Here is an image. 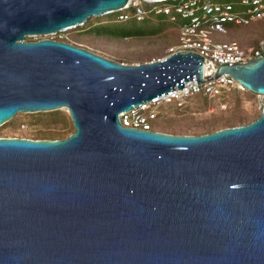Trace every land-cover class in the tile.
<instances>
[{
    "label": "water",
    "instance_id": "1",
    "mask_svg": "<svg viewBox=\"0 0 264 264\" xmlns=\"http://www.w3.org/2000/svg\"><path fill=\"white\" fill-rule=\"evenodd\" d=\"M127 2L0 0V127L66 110L73 128L0 138V264H264V105L245 125L201 135L122 127L121 112L202 83L201 57L128 65L24 41ZM223 74L264 97V58Z\"/></svg>",
    "mask_w": 264,
    "mask_h": 264
},
{
    "label": "built area",
    "instance_id": "2",
    "mask_svg": "<svg viewBox=\"0 0 264 264\" xmlns=\"http://www.w3.org/2000/svg\"><path fill=\"white\" fill-rule=\"evenodd\" d=\"M167 1L128 0L115 13L119 21H142L148 14H153L164 15L170 22L177 23V42L159 60L175 53H195L203 62V82L187 81L182 89L168 91L166 95L162 94L130 111L121 112L118 121L122 127L153 131L151 123L159 118L162 105L174 103L181 107L194 95L212 99L235 90L246 91L227 74L216 77L218 67L245 64L259 56L264 58V40L253 46L242 47L235 42L215 43L209 38L211 32L226 34L225 26L229 24L248 26L264 20V0H237L229 3L219 0H172L177 3L166 4Z\"/></svg>",
    "mask_w": 264,
    "mask_h": 264
},
{
    "label": "rangeland",
    "instance_id": "3",
    "mask_svg": "<svg viewBox=\"0 0 264 264\" xmlns=\"http://www.w3.org/2000/svg\"><path fill=\"white\" fill-rule=\"evenodd\" d=\"M112 14L115 15L117 13ZM105 21H107V15L87 20L92 25H99L105 23ZM87 22L75 29L49 36L25 38L24 41L30 42L40 39L62 41L86 49L104 58L128 65L159 60L166 55L168 48L176 42V35L171 31H167L164 35L158 37L123 40L106 36L95 37L81 34V31L88 29V26L84 27ZM143 24L131 21L130 26L137 29ZM209 38L215 43L235 42L242 47L253 46L264 38V20L250 24L247 27L230 29L226 34L211 32ZM209 101L211 102L206 109H200L199 106H192L193 103L187 100L183 106H187L190 109L179 113H176L177 110L174 104L162 105L160 112L166 116L159 117L156 121H153L151 123L152 130H162L167 134L173 135H201L209 132L215 125L220 126L224 121L240 124L236 120L239 116H245L241 121L249 123L259 116L262 108L260 106L264 102V97L255 95V97L250 98L245 91H239L234 96L227 94L223 98ZM60 111L67 115L66 110ZM31 115L34 114H17L2 125L0 127V138L41 139L47 138L51 134L57 136L58 133L63 135V137L67 136V129L63 130L61 128V122L48 124L47 121L49 119L46 115L41 116L39 119L31 117ZM22 126H25V128H22Z\"/></svg>",
    "mask_w": 264,
    "mask_h": 264
},
{
    "label": "trees",
    "instance_id": "4",
    "mask_svg": "<svg viewBox=\"0 0 264 264\" xmlns=\"http://www.w3.org/2000/svg\"><path fill=\"white\" fill-rule=\"evenodd\" d=\"M219 1L229 3V2H236L237 0H219ZM171 3H177V1L169 0V1H167L166 4H171ZM131 21H134L137 23L140 22L141 24H143V23L144 24L141 27L135 29V28L130 26ZM86 26H88V29L81 31L82 32L81 34L92 35L95 37L106 36L109 38L119 39V40L146 38V37H158V36L164 35L167 31H171L176 35V42H177V23L170 22L168 17H166L164 15L148 14L144 18V20H142V21H135V19H127L125 21H119L117 19V14H115V15L109 14V15H107V21H105V23H102L99 25L98 24L92 25L91 22H87V24L84 27H86ZM225 27H226L227 33H228L230 31V29L233 30V29H236L238 27H247V26H234V25L229 24V25H226ZM261 40H264V38ZM176 42L174 44H176ZM256 44H254V45H256ZM245 92L250 98L255 97L254 94H252L248 91H245ZM238 93H239V91L235 90V91H231L229 93H223V94H221L215 98H212V99H209L203 95H194V96L189 97L187 100H190V102L193 103L192 106H194V107L199 106L200 109H206L211 102L209 100H213L216 98H223L224 95H227V94H229L230 96H234ZM170 104H174V103H170ZM192 106H190V107H192ZM175 107L177 110L176 113H179L181 111H185L186 109H190L189 107L183 106V105L181 107H177L175 105ZM44 115H46L47 118L49 119L47 121L48 124H56V123L61 122V124H60L61 128L63 130L67 129V136L73 132V128L70 125L71 123H70L69 117L66 114L62 113L60 110L48 112V113H38V114L31 115V117H35V118L39 119V118H41V116H44ZM165 116H166L165 114H162L160 112V115H159L160 118L165 117ZM244 117L245 116H239L236 118V120L239 121L240 124H232L231 121H224L220 126L215 125L213 129L209 130V132H205L204 134L211 133V132H214L216 130L223 129V128L245 125L247 123L241 121ZM48 124H46V125H48ZM157 132L166 133L162 130L157 131ZM66 137H63V135L58 133L57 136L54 134H51L49 137L41 138V139L58 140V139L66 138Z\"/></svg>",
    "mask_w": 264,
    "mask_h": 264
}]
</instances>
